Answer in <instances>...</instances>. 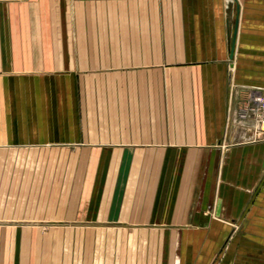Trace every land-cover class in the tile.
<instances>
[{
	"label": "crops",
	"instance_id": "0c3cea01",
	"mask_svg": "<svg viewBox=\"0 0 264 264\" xmlns=\"http://www.w3.org/2000/svg\"><path fill=\"white\" fill-rule=\"evenodd\" d=\"M57 12V41L10 43L27 58L0 70V142L81 143L80 115L52 119L50 94L76 107L78 94H114L124 133L112 148L154 156L160 190L137 202L147 219L123 203V234L190 238L180 264H264V140L235 122L238 95L264 88V0H58ZM11 113L19 122L4 121Z\"/></svg>",
	"mask_w": 264,
	"mask_h": 264
},
{
	"label": "rangeland",
	"instance_id": "374dc122",
	"mask_svg": "<svg viewBox=\"0 0 264 264\" xmlns=\"http://www.w3.org/2000/svg\"><path fill=\"white\" fill-rule=\"evenodd\" d=\"M57 7L58 0H0V70L10 63H26L28 45L10 44L12 40L27 36L58 40ZM45 25L48 28L40 27ZM57 47L35 44L30 50L41 53ZM56 55L36 54L30 59L39 63ZM249 94L245 90L238 95V108L247 103ZM50 95V117L67 118L76 111L86 139L47 147L0 142V264H180L187 257L190 238L146 235L147 231L125 236L126 231L118 228L123 225L117 220L122 218L124 202L127 209L136 208L127 216L137 218V208H147L138 203L160 190L150 188L156 180L154 156L112 148L110 137L124 133L123 109L107 107L114 94H78L77 107L71 105L70 94ZM11 114L4 121L19 122ZM37 116L32 114V119ZM246 130L251 132L250 141L264 140V131L252 139L253 127ZM158 160L161 179L162 166L168 162ZM147 212L141 211V218L147 219Z\"/></svg>",
	"mask_w": 264,
	"mask_h": 264
},
{
	"label": "built area",
	"instance_id": "2783aa9c",
	"mask_svg": "<svg viewBox=\"0 0 264 264\" xmlns=\"http://www.w3.org/2000/svg\"><path fill=\"white\" fill-rule=\"evenodd\" d=\"M249 93L247 103L236 111L235 122L245 129L253 127V139L264 131V89L258 88Z\"/></svg>",
	"mask_w": 264,
	"mask_h": 264
},
{
	"label": "water",
	"instance_id": "95a60500",
	"mask_svg": "<svg viewBox=\"0 0 264 264\" xmlns=\"http://www.w3.org/2000/svg\"><path fill=\"white\" fill-rule=\"evenodd\" d=\"M235 34H236V22H235L234 30L232 32V40H231V44H230V55H229V58H232L233 49H234Z\"/></svg>",
	"mask_w": 264,
	"mask_h": 264
}]
</instances>
